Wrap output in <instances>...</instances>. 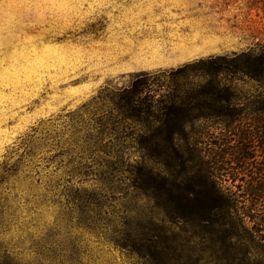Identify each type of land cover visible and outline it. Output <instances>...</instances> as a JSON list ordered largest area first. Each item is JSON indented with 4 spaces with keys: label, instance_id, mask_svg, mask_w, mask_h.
Here are the masks:
<instances>
[{
    "label": "rangeland",
    "instance_id": "1",
    "mask_svg": "<svg viewBox=\"0 0 264 264\" xmlns=\"http://www.w3.org/2000/svg\"><path fill=\"white\" fill-rule=\"evenodd\" d=\"M250 53L264 55V0H0V264H156L145 238L159 224L190 253L187 264H226L157 207L149 171L167 177L172 159L162 148L140 152L148 134L124 122L115 102L142 73ZM240 78H226L233 102L252 110L264 79ZM241 126L260 135L253 121ZM226 129L214 119L187 125L191 136L212 134L198 142L204 155L228 160L219 186L264 219V199L245 192L259 178L264 140L241 142ZM241 147L252 169L230 163ZM139 166L143 190L134 186ZM243 222L257 230L254 254L264 262V225Z\"/></svg>",
    "mask_w": 264,
    "mask_h": 264
},
{
    "label": "trees",
    "instance_id": "2",
    "mask_svg": "<svg viewBox=\"0 0 264 264\" xmlns=\"http://www.w3.org/2000/svg\"><path fill=\"white\" fill-rule=\"evenodd\" d=\"M240 77L263 80L264 55L234 54L230 60L226 56H217L208 61L195 60L175 70L142 73L140 79L118 90L115 105L121 111L124 122L143 124V133L148 136L140 141V152L157 157L158 149L162 148L165 155L172 159L171 165H165L167 177L149 171L153 184L151 190H154L152 198L157 207L162 208L169 219L178 217L188 228L205 238L210 243L211 258L217 263L264 264L254 254L260 241L257 230L254 227L248 229L243 218L257 221L261 226L264 219L253 218L251 210L242 207L239 193L225 191L217 183L222 173L227 171L228 160L217 155H204L198 147L201 138L212 134L199 132L194 137V133L191 136L187 131L189 124L214 119L224 123L231 135L238 133L241 142L254 138L264 140V119L260 118L264 116V100L252 102V110L236 109L233 102L236 94L226 83V78ZM251 121L259 125L260 135L257 137L241 126ZM230 156H233L230 163L242 165L243 170L253 168L249 164L251 158L244 153L243 147ZM141 167L136 168L138 177L134 180L138 190H143L138 183L145 182ZM169 168L176 169V172L172 170L176 176H171ZM253 170L252 174L259 175V178L264 176V164ZM259 178L246 182L245 190L248 197L254 196L253 203L256 204L264 199V182L261 183L262 178ZM163 199L170 201L165 202L167 205L164 204V207L159 205ZM155 228L159 232L145 238L147 244L143 248L147 256L156 264H187L192 261L190 253L179 251L176 236L172 239L165 236L169 229L160 224ZM136 243L133 241L132 246H137ZM141 248L139 244L138 249Z\"/></svg>",
    "mask_w": 264,
    "mask_h": 264
}]
</instances>
